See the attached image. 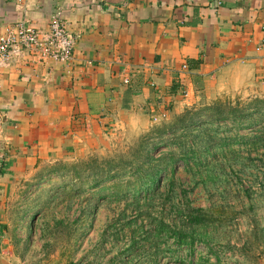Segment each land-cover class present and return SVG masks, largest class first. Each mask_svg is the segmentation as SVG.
Segmentation results:
<instances>
[{"label":"crops","instance_id":"obj_1","mask_svg":"<svg viewBox=\"0 0 264 264\" xmlns=\"http://www.w3.org/2000/svg\"><path fill=\"white\" fill-rule=\"evenodd\" d=\"M53 16L68 63L0 67V264H47L31 219L9 213L34 178L189 107L264 97V0H0V35Z\"/></svg>","mask_w":264,"mask_h":264},{"label":"rangeland","instance_id":"obj_2","mask_svg":"<svg viewBox=\"0 0 264 264\" xmlns=\"http://www.w3.org/2000/svg\"><path fill=\"white\" fill-rule=\"evenodd\" d=\"M227 99L245 102L251 98L230 95L218 100ZM206 104L204 102L187 109ZM165 122L160 121L161 124ZM161 124L151 126L145 132H129L121 137L108 138L99 150L78 159L76 163L92 157H118L135 145L139 138ZM252 158L255 156L252 155ZM218 161L211 168L191 171L184 170L179 163L175 174L167 175L161 188V193H164L167 183H175L171 202H163L164 197L157 196L147 207L150 214L147 218L143 215L137 217L138 211L129 205L131 201L116 202L112 198L97 202L90 216L84 217L86 199L96 189L89 191L85 183L78 187L79 195H66V192L69 193L67 189H64L63 195H54V189L60 185L61 179L49 173H44L42 178H34L33 185L28 189L13 193L9 213L12 218L24 214L26 219H31L34 232L32 239L35 238V246L41 247L46 254L44 261L47 264H151L149 259L153 250L148 253L134 252L130 259L114 261L130 245L127 225L135 220L138 224L143 222V230L136 234L138 241L142 240L144 232L149 233L151 230L152 223L148 218H157L168 226L183 228V218L179 217V212L185 208L183 202L186 197L190 207L207 210L209 218L214 220L212 233L208 234L213 240L212 247L219 263L197 236L194 252L190 256L184 252L171 258L165 251L163 257L157 256L158 264H188L191 260L195 264H264V162L246 159ZM182 191L186 194L182 195ZM180 206L181 209L177 210ZM58 222L62 225H57ZM168 242L171 244L172 240ZM244 244L247 245L243 247ZM161 246L163 249L164 246ZM181 255L185 258L184 263L176 260Z\"/></svg>","mask_w":264,"mask_h":264},{"label":"trees","instance_id":"obj_3","mask_svg":"<svg viewBox=\"0 0 264 264\" xmlns=\"http://www.w3.org/2000/svg\"><path fill=\"white\" fill-rule=\"evenodd\" d=\"M220 159L264 162V97L251 98L245 102L216 100L199 108L185 109L171 121L143 135L126 153L118 157H92L77 163L59 164L47 173L61 179L60 185L54 189V195L65 194L64 189L69 190L66 195H79L78 187L85 183L89 191L96 189L86 199L84 217L90 216L97 202L112 198L116 202L131 201L129 205L138 211L137 217L143 215L147 218L150 217L147 207L157 196L164 197L163 202H171L175 183H167L164 193H161V188L166 176L175 174L179 163L184 170L191 171L211 168ZM181 194L186 193L182 191ZM185 199V208L179 212V217L183 218V228L168 226L157 218H148L152 223L151 230L149 233L144 232L142 240L138 241L136 234L143 230L144 224H138L135 220L126 228L131 239L130 245L114 261L130 259L134 252L148 253L152 250L149 259L151 264H158L157 256L163 257L165 251L171 258L184 252L190 256L198 236L205 249L219 263L212 247L213 240L208 234L212 233L214 220L209 218L207 210L192 208ZM57 225L62 224L58 222ZM262 237L264 239V234ZM169 240H172L171 244ZM176 260L184 263L185 258L181 255ZM188 264H195L194 260Z\"/></svg>","mask_w":264,"mask_h":264},{"label":"built area","instance_id":"obj_4","mask_svg":"<svg viewBox=\"0 0 264 264\" xmlns=\"http://www.w3.org/2000/svg\"><path fill=\"white\" fill-rule=\"evenodd\" d=\"M73 46V39L55 16L51 17L46 32L31 28L25 22L18 23L0 35V67H8L23 58L66 64L71 60ZM124 83L129 82L125 80Z\"/></svg>","mask_w":264,"mask_h":264}]
</instances>
